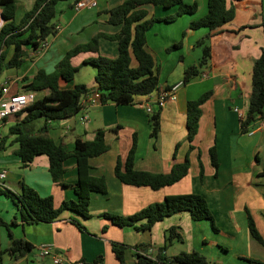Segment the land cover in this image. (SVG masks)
<instances>
[{
  "label": "crops",
  "instance_id": "obj_1",
  "mask_svg": "<svg viewBox=\"0 0 264 264\" xmlns=\"http://www.w3.org/2000/svg\"><path fill=\"white\" fill-rule=\"evenodd\" d=\"M34 1L16 0V24L33 7ZM123 1L98 0L95 7L75 11L72 8L74 0H59L53 21L57 29L46 39V48L41 52L27 49L25 61L19 68L4 71L1 84L8 83L12 92L25 91L24 86L37 70L52 72L65 52L73 46L88 41L99 32H117L120 26L108 24L105 11ZM184 1H195L197 11L181 15L171 22H155L146 33L145 48L154 58L159 84L171 86L182 82L186 67L198 64L202 47L197 41L209 35L205 43L210 46L211 56L200 67V74L178 87L175 100H168L161 108L154 107V111L159 110V131L156 136H151L149 114L144 109L149 96L156 92L136 96L133 104L108 102L90 107L87 121L79 120L80 113L69 119L47 121L48 134L54 141L64 143L68 149L72 148L75 138L92 140L96 129L105 130L108 150L89 159V172L105 178L107 191L105 194H91L88 218L65 210L52 222L35 224L22 223L12 200L1 197L0 217L5 222L15 219L16 224L10 226L12 235L29 241L33 247L16 260L4 252L0 264H53L50 256L42 255V245H50L62 253L67 259L66 264H74L77 260L92 264L99 256L101 259L97 264H119L111 248L113 241L128 246L124 253L125 263L135 264V246H149L156 251L163 248L165 230L171 226H179L182 239L173 240L163 250L166 255L196 250L213 264H264V245L252 237L247 220L248 211L264 240V127L244 133L239 116V113L245 114L247 111L253 62L264 45V0L232 2L235 6L233 18L211 30L189 28L190 21L206 13V0ZM145 8L148 17H164L176 11V6L163 8L150 5ZM0 22L4 23L1 8ZM178 42H181L180 47L167 50ZM98 45L101 55L109 58L117 56L118 44L115 40L100 38ZM10 53L9 49L8 55ZM94 56L96 53L83 52L72 57L71 63L78 69L71 81L59 80V86L70 88L74 84H84L90 89L95 88V68L83 63V60ZM206 91H210V94L201 105L197 132L191 143L193 149L189 150L186 102ZM41 95V92H37V98ZM22 117L23 114L10 121H0L1 137ZM44 123V119L38 117L22 125L36 133ZM134 134L137 139L136 169L166 173L188 154V173L174 184L156 190L120 182L113 168L117 158L126 156ZM12 139L13 136L7 137V147L0 157V169L7 170L4 184L8 189L17 193L20 181H23L41 196L51 195L55 207L63 200L75 198L73 185L76 168L73 157L64 162L66 171L62 182H53L48 171L47 156L37 155L28 166L22 167L14 151L17 144L9 143ZM213 145L218 161L216 175L209 158V148ZM199 160L203 166L202 176L199 174ZM190 193L204 196L217 230L212 229L209 220L193 221L186 211L167 216L155 222L150 229L136 228L145 220L119 227L101 216L105 212L132 215L149 204L162 201L167 195ZM77 222L83 229L76 225ZM209 231L217 233L219 238L207 241ZM10 243L7 229L0 226V251Z\"/></svg>",
  "mask_w": 264,
  "mask_h": 264
},
{
  "label": "trees",
  "instance_id": "obj_2",
  "mask_svg": "<svg viewBox=\"0 0 264 264\" xmlns=\"http://www.w3.org/2000/svg\"><path fill=\"white\" fill-rule=\"evenodd\" d=\"M59 0H35L33 7L25 12L19 23L14 22L16 0H0L1 16L4 23L0 27V80L4 71L10 68H19L25 61L27 49L37 51L42 42L55 34L56 27L53 19L56 16V4ZM241 0H206V13L198 19L189 22L190 29L207 28L209 30L220 27L230 21L235 12L232 2ZM161 6L170 8L176 6V11L164 17H148L146 6ZM198 9L197 3H186L184 0H124L120 4L107 9L106 22L110 25L120 26L113 34L99 32L84 43L77 44L67 50L52 72L39 69L31 80L24 86L26 90L41 92L23 111L10 115L5 120L22 119L12 124L8 133L0 138V151L4 150L7 137L13 136L9 143L17 144L15 154L21 160V166H28L37 155L44 154L48 158V171L53 182L61 183L66 171L64 162L73 157L75 159L76 180L73 185L75 198L63 200L58 207L54 206L51 195L41 196L34 188L20 181L17 193L0 184V198L12 200L19 214V219L24 224L39 222H52L58 219L65 210L71 211L82 218L90 217L89 204L93 192L105 194L107 191L106 180L103 176L90 174L89 159L99 156L108 150L105 140V130H95L92 140L75 138L73 146L68 149L64 143L56 142L48 134L47 121L69 119L80 111L82 96L91 90L100 94V104L113 102L115 104H133L136 96H145L157 92L161 88L170 86L159 84V77L155 68L153 56L146 50V33L157 21L171 22L181 15L193 14ZM206 35L197 41L202 47V55L197 65L186 67L183 72L182 83H187L200 74V67L205 65L211 56L210 46L205 43ZM115 40L118 44V53L114 58H109L99 53V39ZM181 46V42L174 43L167 50ZM11 50L8 55V50ZM92 52L96 56L83 60L95 68V88L90 89L84 84H74L70 88L59 86V80L71 81L78 67L71 63V58L79 53ZM27 79V78H24ZM1 85V82H0ZM251 94L245 117L241 119V130L249 133L259 120L264 117V45L259 56L255 59L251 74ZM206 91L196 99L186 102L185 124L186 140L189 150L193 149L192 141L197 132L198 121L201 115V105L209 96ZM42 117L44 124L36 133L27 130L22 124ZM151 136H156L159 131V110L149 114ZM117 126L114 128L116 129ZM137 147L136 135H133L131 145L126 156L117 158L114 165V175L120 182L133 186H147L159 189L174 184L183 178L189 170L188 154L181 162L174 163L169 172L154 173L138 170L134 167V158ZM177 148V146H176ZM199 158V156H198ZM209 158L214 174L218 168L216 147L209 148ZM200 176L203 175V166L199 160ZM188 212L193 221L209 220L213 230H217L212 213L204 196L196 193L167 195L162 201L149 204L132 215L121 216L111 213H102L101 216L110 220L116 226L135 225L140 220L144 224L137 229H150L152 225L163 218L179 212ZM248 229L250 234L259 243L264 245V240L259 234L254 221L247 211ZM16 220L5 222L0 217V226H4L11 239L10 245L0 251V257L8 252L13 259H19L31 251L32 244L12 235L10 226ZM76 225L83 229L78 222ZM179 226H171L165 230V243L163 248H158L156 260L147 256L149 246L137 245L134 249L135 264H213L206 256L196 250L180 251L174 255H166V249L173 240L182 238ZM128 246L120 242H111V248L119 264H126L124 253ZM101 256L95 261L97 263Z\"/></svg>",
  "mask_w": 264,
  "mask_h": 264
},
{
  "label": "built area",
  "instance_id": "obj_3",
  "mask_svg": "<svg viewBox=\"0 0 264 264\" xmlns=\"http://www.w3.org/2000/svg\"><path fill=\"white\" fill-rule=\"evenodd\" d=\"M98 0H74L72 4V8L75 11H80L87 8H92L97 6ZM2 23L0 22V27ZM47 46V41L44 40L37 50L41 52ZM182 84V82H178L176 84L171 85L168 89L161 88L157 91L154 95L149 96V101L144 104V109L147 114H151L154 112V107L161 108L168 100H175L176 99V90ZM37 98V92L33 90H26V91H10V86L8 83H3L0 85V121L5 120L10 115L19 113L23 111L27 106H29L35 99ZM100 105V94L96 90H91L86 92L81 99V106H80V117L79 120L87 121L88 115L87 110L90 107ZM235 111H238L237 108H234ZM77 113V114H78ZM241 119L245 117V114L239 113ZM69 126L67 125L66 128ZM264 127V118L259 120L254 128H262ZM253 128V129H254ZM1 138V135H0ZM7 175L6 169H0V184L4 185V179ZM41 253L45 256H50L52 259L53 264H66L67 259L62 255V253L54 250L50 245H42L41 246ZM147 256L152 259L156 260V250L149 247L147 250ZM74 264H88L83 260H77ZM90 264V263H89ZM97 264V263H92ZM155 264H158L155 262Z\"/></svg>",
  "mask_w": 264,
  "mask_h": 264
},
{
  "label": "rangeland",
  "instance_id": "obj_4",
  "mask_svg": "<svg viewBox=\"0 0 264 264\" xmlns=\"http://www.w3.org/2000/svg\"><path fill=\"white\" fill-rule=\"evenodd\" d=\"M56 19V18H55ZM55 19L53 20V21H55ZM5 136V135H4ZM1 155H2V151H0V157H1ZM209 222V221H208ZM208 226H209V230H211V228H210V225H209V223H208ZM211 231H209V233H208V239H207V241H209L210 239H217V238H219V236L218 235H216L215 233H213V232H211ZM230 253H231V251H230Z\"/></svg>",
  "mask_w": 264,
  "mask_h": 264
}]
</instances>
